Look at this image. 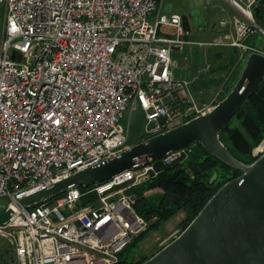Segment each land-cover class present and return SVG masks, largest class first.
<instances>
[{"label":"built area","instance_id":"built-area-1","mask_svg":"<svg viewBox=\"0 0 264 264\" xmlns=\"http://www.w3.org/2000/svg\"><path fill=\"white\" fill-rule=\"evenodd\" d=\"M226 1L239 13L232 30L198 43L260 51L249 42L264 34L258 0ZM162 3L0 0V198L4 212L12 210L0 239L13 255L4 264H115L148 228L128 190L158 174L154 161L140 159L85 191L72 186L32 207L20 199L130 147V107L145 112L143 140L210 108L193 89L199 75L175 74L173 50L188 32L182 15L164 12ZM263 153L264 139L252 151Z\"/></svg>","mask_w":264,"mask_h":264},{"label":"water","instance_id":"water-1","mask_svg":"<svg viewBox=\"0 0 264 264\" xmlns=\"http://www.w3.org/2000/svg\"><path fill=\"white\" fill-rule=\"evenodd\" d=\"M189 17L182 14L188 33L192 30ZM257 48L261 49L258 45ZM263 80L264 49L251 51L231 90L203 113L131 144L105 162L26 195L20 202L32 207L72 186L90 187L106 181L124 169L135 167L140 159L149 163L164 158L170 151L200 143L241 174L224 183L188 226L143 264H264V153L246 164L236 158L220 138L221 131L258 91ZM11 212L8 209L0 213V222L7 220ZM0 264H4L1 247Z\"/></svg>","mask_w":264,"mask_h":264},{"label":"trees","instance_id":"trees-1","mask_svg":"<svg viewBox=\"0 0 264 264\" xmlns=\"http://www.w3.org/2000/svg\"><path fill=\"white\" fill-rule=\"evenodd\" d=\"M255 9L256 19L264 27V0L258 2ZM249 42L253 44L251 40ZM232 49L238 51L237 48ZM219 81L220 79H210L200 83L208 86L218 84ZM232 86L233 84L226 88L221 99ZM220 138L240 161L250 164L256 159L252 154L253 148L264 139V80L258 91L250 96L224 127ZM190 149L187 154L171 163L154 161L158 174L128 190L135 195V207L149 220V226L120 253L115 264H143L149 257L128 258L124 256L125 250L129 246L137 245L180 210L186 212L182 222L185 229L224 183L241 174V171L218 159L200 143L193 144ZM80 188L83 191L88 189L84 186ZM1 248L5 257L10 251L9 246Z\"/></svg>","mask_w":264,"mask_h":264},{"label":"rangeland","instance_id":"rangeland-1","mask_svg":"<svg viewBox=\"0 0 264 264\" xmlns=\"http://www.w3.org/2000/svg\"><path fill=\"white\" fill-rule=\"evenodd\" d=\"M162 10L179 12L181 15L186 13L190 16L192 30L185 36L187 42L182 49L173 50V58L177 63L175 74L185 78L199 75L193 84L197 100L212 107L224 96L226 88L239 78L247 54L239 50L235 51L229 46L200 45L198 42L212 41L221 37L224 32L232 30L230 22L234 16L239 15L238 11L226 0H163ZM3 15L4 8L0 7V27ZM223 21H228V24L224 26ZM258 24L262 26L261 23ZM250 40L256 47L258 45L261 48L259 50L264 49V34L261 32H256ZM219 54L221 56H218ZM206 62L211 66L207 71L200 73V70L206 67ZM213 69L216 70L212 71ZM205 78L207 81L210 79H220V81L218 84L200 85L199 82ZM125 121L130 124L129 141L132 143L142 141L145 131V112L141 107L137 105L134 110L130 107ZM6 203V198H0V212H4L5 209H2L1 205ZM185 217L186 212L180 210L137 245L129 246L124 256L128 258L134 256L137 259L143 256L150 258L184 230L182 222ZM1 246H8V243L0 239ZM12 257L11 249L5 257L3 255V259L7 258L6 261H10Z\"/></svg>","mask_w":264,"mask_h":264},{"label":"crops","instance_id":"crops-1","mask_svg":"<svg viewBox=\"0 0 264 264\" xmlns=\"http://www.w3.org/2000/svg\"><path fill=\"white\" fill-rule=\"evenodd\" d=\"M201 79H202V78H201ZM205 79H206V78H205ZM205 79L201 80L200 82H202V83H203V82H207V79H206V80H205ZM204 80H205V81H204ZM197 82H198V81H197ZM200 82H199V83H200ZM200 85H202V84L200 83ZM203 85H204V84H203Z\"/></svg>","mask_w":264,"mask_h":264}]
</instances>
